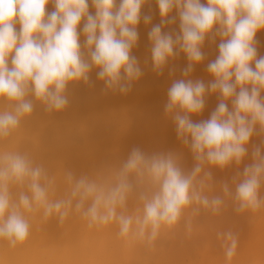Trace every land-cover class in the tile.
Masks as SVG:
<instances>
[{
  "label": "clouds",
  "instance_id": "1",
  "mask_svg": "<svg viewBox=\"0 0 264 264\" xmlns=\"http://www.w3.org/2000/svg\"><path fill=\"white\" fill-rule=\"evenodd\" d=\"M50 2L55 10L49 13ZM149 2L0 0V141L33 114L37 103L47 113L63 112L69 105V86H91L93 70L106 93L127 95L143 75L133 49L141 20L145 25L152 21L150 14L141 13ZM155 3L161 20L148 32L152 71L161 75L181 54L187 60L181 78L168 89L164 112L191 153L192 167L185 169L176 151L149 154L134 147L106 178L67 171L68 193L51 200L54 179L42 165L34 164L27 153L0 152V239L10 246L29 237L25 213L41 209L45 220L56 217L61 224L73 210L89 227L115 223L121 237L131 235L149 244L163 229L175 227L188 209L218 214L228 200L237 213L264 209V55L257 40L264 30V0ZM174 9L179 32L164 31L176 21L170 15ZM217 37L218 55L207 64L213 79L207 84L192 79L195 66L205 59L206 38ZM211 94L218 96L217 107L208 119L194 122L192 116L203 113ZM241 164L242 171L214 192L212 170ZM14 186L26 190L14 198ZM134 194L140 207L130 213L127 202ZM217 237L225 260L231 261L237 252L236 235L226 230Z\"/></svg>",
  "mask_w": 264,
  "mask_h": 264
},
{
  "label": "bare ground",
  "instance_id": "2",
  "mask_svg": "<svg viewBox=\"0 0 264 264\" xmlns=\"http://www.w3.org/2000/svg\"><path fill=\"white\" fill-rule=\"evenodd\" d=\"M206 2L202 0V3ZM54 10L50 2L46 12ZM89 12L95 13L91 3ZM141 13L152 16L150 24L145 25L141 20L138 25L139 39L133 49L143 75L134 82L127 95L106 93L103 82L97 79L96 70H93L91 86L84 83L69 86V105L63 112L47 113L37 103L33 114L26 117L9 138L0 141V152L27 153L34 164L46 169L49 177L54 179L49 192L51 200L68 193L67 171L77 176L106 178L134 147L149 154L176 151L182 154V166L185 169L192 167L191 153L177 139L175 125L164 112L168 89L173 80L181 78L187 60L181 54L169 62L161 75L152 71L148 32L161 20L155 0L146 3ZM170 15L175 16L176 21L165 25L163 30L179 32L176 10ZM16 27L19 29L18 24ZM82 27L83 21L78 30ZM84 39L81 32L82 44ZM257 40L259 54L264 55V30L257 33ZM219 42V37L215 41L206 38L202 48L205 59L195 66L192 79L203 80L206 84L213 79L207 72V64L218 55ZM218 102L217 95H208L203 113L192 116L193 121L208 119ZM253 140L259 142L258 138ZM242 169L243 164L239 168L233 165L225 170L213 169V191L218 192L220 183L230 182ZM21 190L26 189L12 188L14 198ZM139 207L134 194L128 199L127 210L131 213ZM25 215L30 222L28 239L14 247L0 239V264H247L248 260L253 264H264V209L237 213L230 200L218 214L203 209L195 214L191 209L186 210L175 227L163 229L151 244L131 235L121 237L115 223L89 227L74 210L63 224L56 217L45 220L42 209ZM226 230H231L238 240L237 252L231 261L225 260L217 237V233ZM165 240L169 244L167 250ZM146 248L152 257L147 255L145 258Z\"/></svg>",
  "mask_w": 264,
  "mask_h": 264
},
{
  "label": "rangeland",
  "instance_id": "3",
  "mask_svg": "<svg viewBox=\"0 0 264 264\" xmlns=\"http://www.w3.org/2000/svg\"><path fill=\"white\" fill-rule=\"evenodd\" d=\"M216 107H217V104L215 105V108H216ZM203 210H204V209H203ZM204 223H205V221H203V223H202V224H204ZM250 225H251V224H250ZM165 242H166V240H165ZM163 244H164V243H163ZM166 244H167V247H166V245L164 244L166 249H165V248H163V249H165V250H167V249H168V245H169L167 242H166ZM164 245H161V246L163 247ZM146 249H147V248H146ZM146 249L144 250V252H143V253L145 254V258H148V256H147V255H150V254H151V252L149 251V249H147V250H146ZM146 251H147V252H146ZM146 253H147V254H146ZM148 253H150V254H148ZM150 257H152V256L150 255ZM150 257H149V258H150ZM246 263H247V264H253L252 260H248Z\"/></svg>",
  "mask_w": 264,
  "mask_h": 264
}]
</instances>
